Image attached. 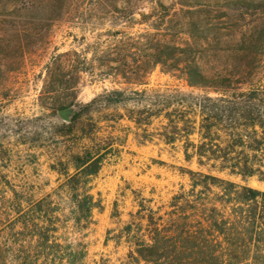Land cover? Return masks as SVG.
<instances>
[{
  "label": "trees",
  "instance_id": "1",
  "mask_svg": "<svg viewBox=\"0 0 264 264\" xmlns=\"http://www.w3.org/2000/svg\"><path fill=\"white\" fill-rule=\"evenodd\" d=\"M122 2L133 22L138 6L146 2L154 11L141 12L143 23L168 16L157 14L169 8L159 0H114L117 11ZM198 6L210 12L220 2ZM15 20L6 17L2 22L13 25ZM159 25L153 23L155 29ZM259 33L234 42L218 34L215 43L187 41L185 46L162 40L159 32L128 35L127 56L142 52L144 59L130 75L115 68L118 76L147 85V77L161 67L193 92L113 90L82 105L70 123L61 124L67 130L58 135L68 137L85 115L132 104L127 118L147 135L143 137H154L150 128L155 119H162L161 140L171 146L180 143L185 163L198 168H180L190 175L194 189L183 187L156 209L152 198L143 197L127 224L117 233L109 230L106 245L113 241L128 247L121 264H264V190L249 185L251 180L264 184V29ZM81 140L51 165L60 182L52 192L42 194L37 184L28 183L17 189L4 181L0 232L6 231L14 264H61L76 258L72 246L58 242L66 211L82 228L92 223L99 202L90 182L105 166L121 160L126 143L112 135ZM220 174L245 184L226 181L223 194L215 193L212 187Z\"/></svg>",
  "mask_w": 264,
  "mask_h": 264
},
{
  "label": "rangeland",
  "instance_id": "2",
  "mask_svg": "<svg viewBox=\"0 0 264 264\" xmlns=\"http://www.w3.org/2000/svg\"><path fill=\"white\" fill-rule=\"evenodd\" d=\"M26 1L0 0V21L17 19L13 25L0 22V190L8 181L17 189L37 184L42 194L50 193L60 183L51 165L70 154L82 136L124 139L121 160L105 166L90 182L99 202L92 223L82 228L66 211L57 232L58 242L77 252L76 258L61 264H121L128 247L113 241L106 245L109 230L117 233L127 224L143 197L152 198L151 207L156 209L183 187L194 189L190 175H183L180 168H198L185 163L180 143L171 146L161 140L162 119H155L150 128L154 137H143L147 135L127 118L132 104L85 115L68 137L58 135L67 130L61 124L70 123L82 105L113 90L193 92L161 67L147 77V85L130 84L118 76L115 68L130 75L135 63L144 59L142 52L127 56L128 35L159 32L162 40L178 46L187 41L215 43L218 34L229 42L250 40L264 29V0H159L169 8L157 14L168 16L163 21L155 16L147 23L141 12L154 11L147 2L138 6L133 22L124 2L117 11L114 0ZM218 1L220 6L214 10L211 6L210 12L198 6ZM153 23L160 24L159 29ZM41 35L47 37L42 40ZM19 60L22 65L17 69ZM218 176L212 187L215 193L223 194L226 181L245 184L225 174ZM249 185L264 190L257 180ZM0 264H14L6 231L0 232Z\"/></svg>",
  "mask_w": 264,
  "mask_h": 264
},
{
  "label": "water",
  "instance_id": "3",
  "mask_svg": "<svg viewBox=\"0 0 264 264\" xmlns=\"http://www.w3.org/2000/svg\"><path fill=\"white\" fill-rule=\"evenodd\" d=\"M64 118H67V117H64Z\"/></svg>",
  "mask_w": 264,
  "mask_h": 264
}]
</instances>
